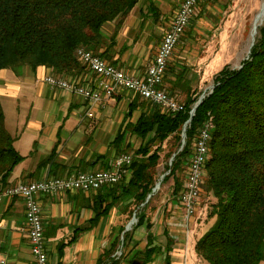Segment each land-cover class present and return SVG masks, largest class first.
I'll list each match as a JSON object with an SVG mask.
<instances>
[{"label":"trees","instance_id":"trees-1","mask_svg":"<svg viewBox=\"0 0 264 264\" xmlns=\"http://www.w3.org/2000/svg\"><path fill=\"white\" fill-rule=\"evenodd\" d=\"M138 1L0 0V70L28 65L32 69L42 66L64 77L83 74L85 68L75 56L77 48L88 49L114 65L112 47L116 45V35ZM108 22L115 24L106 38L102 27ZM240 65L238 68L223 66L214 76L211 91L195 107L186 126L180 151L177 150L181 128L198 98L196 92H189L182 103L183 109L176 113L151 104L148 113L139 115L133 124L125 125L141 141L131 152L138 158L130 164V176L116 189L132 199L130 204H136L137 223L146 222V227L150 228L144 214L150 199L141 204L155 184L153 168L163 143L168 142L171 147L166 152L169 157L176 152L171 165L165 166V171L169 169V172L162 180L165 182L172 177L171 193L176 195L198 129L206 121L211 123L203 163L204 190L210 198L202 205L208 208L207 215L213 222L194 244L196 255L209 264H259L264 259V21L257 27L250 52ZM174 87L172 84L170 89ZM13 140L5 128L0 103L1 181L6 180L24 158L15 150ZM54 147L38 162V169L52 163ZM130 148L131 144H126L123 150ZM117 199L115 195L108 208ZM118 230L120 233L123 227ZM126 239L127 233H124L123 247ZM170 241L167 240L163 249L146 247L143 250L146 261L156 251L165 250L164 264H170ZM119 243V237H115L103 252L100 264L104 258L111 261L110 264L117 263L118 259L111 254Z\"/></svg>","mask_w":264,"mask_h":264},{"label":"crops","instance_id":"crops-1","mask_svg":"<svg viewBox=\"0 0 264 264\" xmlns=\"http://www.w3.org/2000/svg\"><path fill=\"white\" fill-rule=\"evenodd\" d=\"M147 7L153 15L152 19H159V11L154 2L148 3ZM108 23V26L113 27L114 22ZM102 31L106 38L112 33L104 29ZM115 43L117 46L112 47L114 48L112 59L116 60L114 65L132 75H141L153 56L151 57L149 52L145 54L142 52L140 56L137 55L138 58L126 56L124 53L120 55L118 39ZM154 46L156 51L157 46ZM151 50H154V47ZM50 73L52 71L45 67L37 66L32 69L28 65H22L17 69L0 70V103L4 112V125L14 137L15 150L24 156L23 160L14 166L8 178L4 181L0 180V190L18 182L91 171L93 168L89 167L92 166L97 168L96 170L106 169L110 167V162L116 157L118 150L122 151L126 144L141 141L134 132L125 128V125L133 124L139 115L148 113V107L153 103L130 91L120 90L107 101L92 106L90 111L93 116L88 117L86 115L88 105L83 98L63 89L52 88L44 82L43 78ZM82 75L83 82L86 80L94 82V77L86 71ZM161 86L165 89L163 84ZM167 92L183 103L190 90L170 89ZM3 100L9 111V122ZM131 103L133 105L130 108ZM129 111L131 112L127 115ZM53 147L55 157L52 163L38 169V162L45 158ZM110 187L105 186L102 191L86 192L78 189V191L37 196L41 209L46 205L50 218L60 219L55 228L49 229L48 238L56 248L57 255L55 262L50 263L51 252L47 249L48 264H99L103 252L108 249L114 238L118 237L112 230L118 227L124 229L131 200L129 196L122 195L120 189L111 190ZM115 195H118L116 203L108 208ZM170 198L172 200L167 203L168 220L165 224L178 227L182 219L181 208L174 197ZM41 221L42 224L46 221V215L41 217ZM66 222L73 225L85 224V226L75 232V227L64 225ZM70 232L80 234L72 236ZM79 237H85L87 243L82 249L75 250L73 261L69 262L68 254L64 253L66 247L64 243ZM65 239L68 240L64 242ZM130 243L129 245H134L133 249L137 245L134 241ZM176 246L178 247L177 243ZM130 249L131 246L127 249L128 255H131ZM171 254L175 255L171 256V259L176 262L178 253ZM62 257L66 258L67 263L60 261ZM0 259L5 261L4 264L32 263L25 224L24 200L20 196L5 197L0 202Z\"/></svg>","mask_w":264,"mask_h":264},{"label":"rangeland","instance_id":"rangeland-1","mask_svg":"<svg viewBox=\"0 0 264 264\" xmlns=\"http://www.w3.org/2000/svg\"><path fill=\"white\" fill-rule=\"evenodd\" d=\"M180 1L181 0H139L133 7L131 13L125 18L118 31L119 34L117 33L116 35L120 55L124 53L126 56L131 55L132 58H138L142 52H144V54L149 52L151 57L154 56L156 52L154 45L157 46V43L160 42L164 30L173 18L172 14H175L179 7L178 5ZM153 2L159 11V19L157 20L152 19L153 15L149 10V7H147L148 3ZM263 2L264 0H199L196 4L194 14L190 17L189 23L186 25L177 45L168 59L166 71L162 78V84L166 89L164 90L167 92V90H170L171 85L175 84L174 90H186L187 87V90L189 89L192 92L200 94L203 90H209V87L213 84L214 76L223 66L229 68L238 67L243 58L248 55L249 45L252 41L251 32L255 27L253 26V20L261 11ZM107 24L109 23L103 25L102 30L104 29L106 32L111 33L114 25L112 27ZM258 26H256V29ZM255 35L252 37L253 42ZM153 47L154 50H151ZM112 56H114V54ZM166 75H168V77H166ZM3 101L4 107L6 108L5 100ZM6 115L9 122L10 116L7 108ZM139 143L140 141L138 143H131L130 149L123 151L118 150L116 154L133 153V150L138 147ZM162 146L157 164L153 168L155 183L159 181L161 175L165 173V166L168 164L170 158L166 154L171 148L169 143L165 142ZM130 155L132 160L138 158L135 154ZM192 156L193 151L191 152L187 165L183 169V172H181V176L183 173L184 177L182 179L181 188L176 195H172L171 193L173 179L170 177L165 182H162V179L159 186L149 197L150 200L148 199L149 203L144 210V214L150 228L146 227V222H143L141 225L137 223L135 210L136 204H130L132 199L130 200V206L129 209H127L128 216L124 222L125 226L128 225V229L124 231V233H127L124 247L121 242L124 233L122 234V231L118 233L119 227L112 230L116 233V236L118 235L120 242L111 255L112 258L116 260L118 259L116 261L117 263L122 262L123 264H130L135 261L136 264H164L165 250H160L159 252L156 251L150 258V260L153 258V261L151 262L150 260L146 261L143 250H145L146 247L152 246L161 249V246H166L165 241L171 239L170 253H168L170 264H191L192 254H194L192 264H209L205 259L198 257L193 248L198 237L204 233L213 222V218L207 215L208 208L205 206L202 207V204L209 202L207 198H210V195L204 190V171H202L200 179L199 195L196 201L197 205L190 215H185L184 207L179 200V194L183 190L188 165ZM89 168H93L91 171L97 169L93 166ZM108 168L109 167L102 170H107ZM131 170L132 169L129 166V174L126 178L130 176ZM126 178H123L122 180ZM120 182L108 185L117 188V185ZM104 188L105 186L103 185L82 191H102ZM61 192L64 191L58 193ZM170 197H174L181 208L182 219L178 227L165 224L168 220L166 214L167 203L169 204L172 200ZM127 204L126 206H128ZM118 205H121V203H118ZM169 208L171 209V206ZM133 213L135 214V219H132ZM43 215H46V221H43L42 224L41 217L43 218ZM40 222L42 226V235L43 230L45 235V237L43 235L44 249L45 251L48 249V251L51 252L50 257L52 258L50 259V263H53L56 260L57 252L50 238H48V235H50L49 229L52 227L55 228L60 222V219H51L48 213V207L43 205L42 209L40 206ZM64 225L66 227H75V232L80 231L85 226V224L73 225L68 222L64 223ZM169 233H172L173 235H170ZM188 233L189 235L187 237ZM70 234L73 236L74 234L79 235L80 233L70 232ZM67 240L68 239H65L64 242ZM69 240L64 243V246H66L64 248V253L68 254L70 262L73 261V255L76 252L75 250L77 248L79 250L82 249L87 243V240L85 237H79L76 240L73 238L72 241ZM133 241L135 244L137 242L134 249V245H129L131 244L130 242ZM176 243L178 244V247L176 246ZM129 246H131L129 251L131 255L127 254ZM172 252L178 253L176 256L178 260H176V262L171 259V256H175L171 254ZM45 253L48 261L47 252ZM130 258L131 260L129 261L128 259ZM60 261L67 263L66 258L63 257ZM110 262L107 258L102 259V264H110ZM259 264H264V259Z\"/></svg>","mask_w":264,"mask_h":264},{"label":"built area","instance_id":"built-area-1","mask_svg":"<svg viewBox=\"0 0 264 264\" xmlns=\"http://www.w3.org/2000/svg\"><path fill=\"white\" fill-rule=\"evenodd\" d=\"M198 1L182 0L180 2L177 11L163 32L155 55L141 75L124 72L98 54L80 48L77 52V59L84 66L86 73L94 77V82L91 80L83 82L82 74L64 77L54 73L46 75L43 78L44 82L52 88L63 89L83 98L88 105L86 110L88 117L93 116L90 111L92 106L107 101L120 90L135 93L140 98L167 112L176 113L182 110L184 105L166 92L161 84L168 59L189 23L190 17L194 14ZM210 127L209 121L203 123L198 129L194 141L193 156L188 165L186 181L179 194L185 215H190L197 205L203 158L207 154L205 152V135ZM130 154L120 153L117 155L107 170L81 171L65 176L18 182L0 191V201L5 197L13 196H20L24 200L25 224L32 256L31 264H48L37 196L56 194L60 191L87 190L118 183L129 174V166L132 161ZM0 264H4L3 259H0Z\"/></svg>","mask_w":264,"mask_h":264},{"label":"water","instance_id":"water-1","mask_svg":"<svg viewBox=\"0 0 264 264\" xmlns=\"http://www.w3.org/2000/svg\"><path fill=\"white\" fill-rule=\"evenodd\" d=\"M258 15H259V14H258ZM252 45H253V38H252V41H251V43H250V45H249L248 53L250 52V48H251ZM246 57H247V56H246ZM246 57H245V58H246ZM245 58H243V59H245ZM240 66H241V65L239 64L238 67H240ZM238 67H236V68H238ZM211 88H212V85L209 87V90H203V91L198 95L197 100L195 101V103L193 104L192 108L190 109V111H189V117H188V119L184 122V124L182 125V128H181V133H180V146H179V148H178L177 151H180V150L182 149V147H183L184 139H185V130H186V126H187V124L190 122V120H191V118H192V115H193V113H194L195 107L200 103L201 99H202L207 93H209V92L211 91ZM175 154H176V152L173 153V154L170 156L169 161H168V164H169V165H171V162H172V160H173ZM168 172H169V169L166 170L165 173L161 175L160 180L157 181V182L154 184V187L151 189L150 193L147 194V196L145 197L144 202H143L141 205H143V204L149 199V197L151 196V194H152V193L155 191V189L159 186L160 181L164 178V176H165ZM132 216H133L132 219H135V217H134L135 214H134V213H133ZM127 229H128V225L124 226V229L122 230V234H123L124 231L127 230ZM132 264H136V262L133 261Z\"/></svg>","mask_w":264,"mask_h":264},{"label":"bare ground","instance_id":"bare-ground-1","mask_svg":"<svg viewBox=\"0 0 264 264\" xmlns=\"http://www.w3.org/2000/svg\"><path fill=\"white\" fill-rule=\"evenodd\" d=\"M259 15H257L254 20H253V26H255L253 29H252V32H251V39L252 37L255 35V30H256V26L260 25V23L264 20V2L262 4V9L261 11L258 13ZM78 50H80V48H77L75 50V56L77 58V52ZM208 140H209V130L207 131V135H205V152L207 153V144H208ZM205 157H206V154L204 155V158H203V163H204V160H205ZM202 171H203V166H202ZM9 187V186H8ZM7 188V187H6ZM5 189V188H4ZM3 190V189H2ZM1 191V190H0ZM1 202V201H0ZM39 206V204H38ZM25 208V206H24ZM39 209H40V206H39ZM5 263V261H4Z\"/></svg>","mask_w":264,"mask_h":264}]
</instances>
